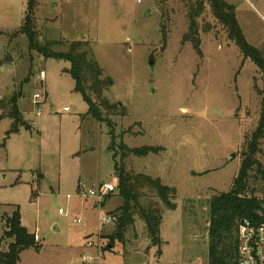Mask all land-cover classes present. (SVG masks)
Returning <instances> with one entry per match:
<instances>
[{"label": "rangeland", "instance_id": "1", "mask_svg": "<svg viewBox=\"0 0 264 264\" xmlns=\"http://www.w3.org/2000/svg\"><path fill=\"white\" fill-rule=\"evenodd\" d=\"M36 1L38 40L53 42L57 51L84 41L81 50L90 52L107 82L103 95L124 109L110 115L116 138L108 150L109 128L86 114L66 71L69 62L30 51L17 34L26 1L0 0L1 249L11 241L3 236L5 217L17 206L22 226L39 236L17 264H208V201L228 191L238 172L260 116L261 72L208 7L199 22L211 29L200 31L199 55L182 40L189 24L182 0ZM227 1L237 5L247 42L264 55V2ZM15 97L30 128L6 135ZM121 142L160 150L122 158ZM260 144L264 165V140ZM114 163L175 187L174 209L143 189L142 204L161 207L159 245L150 242L138 214L123 242L110 243L116 222L103 224L101 217L122 203L118 191L100 203L78 194L79 181L116 185ZM249 185L264 199L258 180Z\"/></svg>", "mask_w": 264, "mask_h": 264}, {"label": "trees", "instance_id": "2", "mask_svg": "<svg viewBox=\"0 0 264 264\" xmlns=\"http://www.w3.org/2000/svg\"><path fill=\"white\" fill-rule=\"evenodd\" d=\"M25 1V14L17 34L26 37L27 47L30 51L40 53L45 58L62 59L69 62L70 65L66 71L74 80V90L80 93L86 103V114L96 122L108 126L107 134L110 137V143L107 149L112 150L116 136L110 115L124 107L116 102H109L103 95L107 82L103 79L102 70L91 57L90 52L81 50L84 41H72L66 51H57L51 47L53 42L42 44L38 40L35 20L37 1ZM182 1L187 7L189 21L188 29L182 36L183 42H190L197 53L201 55L200 31H210L211 25L207 23L205 26H200L199 21L208 7L211 15L225 29L227 37L236 44L243 57L250 59L261 72L263 87L258 90L261 96L260 116L241 152L242 159L238 172L228 191L219 192L208 201V264H237L239 222L244 218H249L257 224L264 223V199L255 196L253 188H250L249 185L251 178L258 180L262 184L261 190L264 193V165L257 157L262 151L260 143L264 140V55L261 50L247 42L237 21L233 4L226 0ZM15 99L16 97L12 99V109L7 114L12 122L6 135L18 132L20 127L30 128L29 122L22 118ZM120 114L125 115L123 111ZM119 147L122 149V158L130 154L143 157L160 150V147L151 145L129 147L123 142L119 143ZM114 172L117 177L118 195L121 197L122 203L111 213L117 216L116 229L111 235L110 243L116 239L123 242L125 231L134 223V215L138 214V217L144 222L150 242L159 245L161 242V207L152 202L143 205L141 202L143 189L153 190L166 208L174 209L175 204L172 202V197L176 194L175 187L164 185L158 177L126 171L123 166H118L116 163H114ZM3 236L11 241L8 243L7 249L3 251L0 238V264H17L20 252L35 244L33 236L21 224L17 206L11 214H7L5 217Z\"/></svg>", "mask_w": 264, "mask_h": 264}, {"label": "built area", "instance_id": "3", "mask_svg": "<svg viewBox=\"0 0 264 264\" xmlns=\"http://www.w3.org/2000/svg\"><path fill=\"white\" fill-rule=\"evenodd\" d=\"M264 2V0H262ZM40 78L44 79V72L40 73ZM38 93L34 94V98H39ZM63 112H68V107H63ZM78 194L83 198L95 199L96 203H100L108 195L116 192L117 184L110 182H100L95 188L87 186L84 182H78ZM70 198L69 195L66 196ZM103 224L116 222V216L106 213L101 217ZM76 222H81L80 218H76ZM34 240H38L37 233L33 234ZM237 264H264V223L257 224L249 218L242 219L237 228ZM91 246V241L87 242Z\"/></svg>", "mask_w": 264, "mask_h": 264}, {"label": "crops", "instance_id": "4", "mask_svg": "<svg viewBox=\"0 0 264 264\" xmlns=\"http://www.w3.org/2000/svg\"><path fill=\"white\" fill-rule=\"evenodd\" d=\"M227 1V0H226ZM250 4H252L249 0H247ZM259 1H261L262 2V0H259ZM228 2V1H227ZM229 3V2H228ZM230 4H233L234 5V3L233 2H231ZM235 6V13H236V16H237V5H234ZM8 116L6 115V118H7ZM9 118V117H8ZM26 122H28V120L26 121ZM112 210V209H111ZM110 210V211H111ZM109 211V212H110ZM177 264V263H176Z\"/></svg>", "mask_w": 264, "mask_h": 264}, {"label": "water", "instance_id": "5", "mask_svg": "<svg viewBox=\"0 0 264 264\" xmlns=\"http://www.w3.org/2000/svg\"><path fill=\"white\" fill-rule=\"evenodd\" d=\"M109 247H111V246L109 245Z\"/></svg>", "mask_w": 264, "mask_h": 264}]
</instances>
